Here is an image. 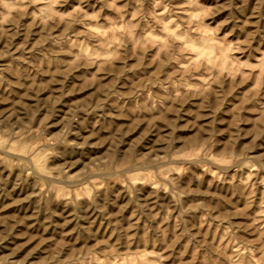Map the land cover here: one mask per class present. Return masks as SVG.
Listing matches in <instances>:
<instances>
[{
  "label": "rangeland",
  "instance_id": "374dc122",
  "mask_svg": "<svg viewBox=\"0 0 264 264\" xmlns=\"http://www.w3.org/2000/svg\"><path fill=\"white\" fill-rule=\"evenodd\" d=\"M0 264H264V0H0Z\"/></svg>",
  "mask_w": 264,
  "mask_h": 264
}]
</instances>
